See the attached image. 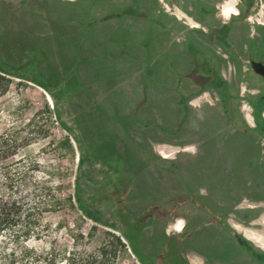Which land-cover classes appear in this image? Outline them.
Returning <instances> with one entry per match:
<instances>
[{
	"label": "rangeland",
	"instance_id": "obj_1",
	"mask_svg": "<svg viewBox=\"0 0 264 264\" xmlns=\"http://www.w3.org/2000/svg\"><path fill=\"white\" fill-rule=\"evenodd\" d=\"M152 3L167 9L157 0H0V75L8 86L0 95V196L12 194L23 203L20 218L0 233V264H43L35 262L37 256L55 257L58 264H69L71 258L75 263L143 264L123 232V203L109 186L117 180L136 183L128 191L130 199L167 206L189 222L180 241L154 222L149 232L158 249L183 245L185 254L203 259L206 246L217 264L218 255L231 247L232 238L215 226L225 211L221 198L234 186H244L257 172L250 160L264 156V127L244 125L234 112V104L251 107L254 101L247 59L249 50L264 41V26L254 23L264 21V6L245 21L242 42L232 37L225 44L199 41L213 76L212 88L204 90L212 103L203 104L199 119L184 100L161 96L185 71L175 32L190 23L177 18L172 29H162L167 23L159 19L114 16L128 6L150 10ZM216 10L203 11V33L229 21L217 17ZM235 32L242 35L243 24L236 23ZM252 33L257 39L250 38ZM217 81L227 85L217 88ZM236 83L239 93L232 98L226 90L236 96ZM144 97L146 102L138 104ZM259 100L256 108L262 110L264 98ZM89 106L87 115L82 113ZM187 114L191 121L177 134L168 131ZM162 141L191 144L197 151L178 155V163L190 164L179 181L160 177V159L152 150ZM196 162L209 166L206 176L194 173ZM6 171L12 186L5 183ZM139 244L145 264H160L154 244Z\"/></svg>",
	"mask_w": 264,
	"mask_h": 264
},
{
	"label": "flooded vegetation",
	"instance_id": "obj_2",
	"mask_svg": "<svg viewBox=\"0 0 264 264\" xmlns=\"http://www.w3.org/2000/svg\"><path fill=\"white\" fill-rule=\"evenodd\" d=\"M229 1H234L235 3L232 4L233 12L231 13H224L225 5ZM218 0L217 5L209 6V4L205 3L203 1V8L195 6L192 10H187L186 16L190 17L191 19L195 20L197 24H190V26L187 28L183 26H178V32L176 31L175 34L178 36L175 43H178V48L181 44H184L182 47V50H176L177 55L182 59L185 67V71L183 72L182 76L179 77V81L176 83L174 81L169 82V85L167 86L168 91L164 94H161V96L166 97L168 95H175L178 100H184L187 107L191 110L192 107L190 106V101L194 99L196 96H198L200 93H203L204 90L210 87L208 85L209 83L212 84L213 76L211 75V68L207 67L206 63H204L203 58V49L199 41L203 42V39L207 42H221L225 44L228 39H233V41L242 42L244 40L243 36H246L245 34V21H249L252 19V15H254L255 9L264 6V0ZM158 2V5L162 0ZM153 7L149 10V6L143 5L140 7V9H134L131 6L125 7L123 9H120L119 12H116L114 16H120L121 14L132 16L135 18H139L142 21L150 20L155 21L154 19H159L161 24L166 23L167 19L164 17L167 16L165 13H159L157 15L153 14V10H160V7H155V3H152ZM157 6V5H156ZM209 6V8H208ZM222 6V7H221ZM221 7V10H220ZM148 8V9H146ZM214 8V9H212ZM218 15H222L225 19H228L229 21H222L216 26H211L209 31L206 33H203V11H213L217 12ZM169 11V9H166ZM161 14V15H160ZM113 16V17H114ZM186 16H183L184 20L182 22L189 23L191 20L187 18ZM189 19V20H188ZM213 20H215V17H212ZM253 21V20H252ZM169 24L162 29H172V25L174 23L176 24L177 19L173 20L168 19ZM236 23L243 24V30L244 33L242 35L238 34L237 32L231 33L233 26H235ZM257 25H263L264 21H256L254 22ZM162 26V25H161ZM189 32L191 36H189ZM182 34L185 38L182 40L183 42H180ZM250 38L257 39L258 34L252 33L249 34ZM247 35V37H249ZM255 41V40H254ZM256 45V42H254ZM182 46V45H181ZM200 47V48H199ZM222 47V46H221ZM222 49V48H221ZM235 49V50H234ZM160 49L159 51H161ZM223 50V49H222ZM235 53L238 52L237 48H233ZM179 52H183V54H179ZM206 55V54H205ZM239 56V54L237 55ZM258 61L264 64V41L258 43V48H254L249 50L248 55V70L250 71L248 76L251 80L248 88L251 92V97L254 100L251 107L246 105L245 103H240L235 106L234 104V112L239 116L240 118L244 117L246 118L247 115L252 117L253 120H257L259 122L260 126L264 127V109L259 110L256 108V103H258L260 100L259 98H264V77L257 74L252 69V62ZM171 67L175 66L173 64H170ZM222 68V66H221ZM236 70V69H235ZM169 72H171L169 70ZM172 73V72H171ZM170 74V73H169ZM171 75V74H170ZM203 76L206 77V82L204 84L200 85V82L203 81ZM217 88H221L223 85H227V82L222 81L219 83L216 82ZM232 90L234 91L236 96L232 95V92L226 90L232 98H236L239 93V85L237 83L233 84ZM214 88V87H213ZM226 89H229L226 88ZM237 91V92H236ZM209 92V91H208ZM256 102V103H255ZM90 104L87 101H83L82 104ZM89 107L86 109H82V113L89 112ZM140 107H136L138 109ZM200 115L201 118H203V107L200 108ZM245 110V112H244ZM194 111V110H193ZM247 112V113H246ZM195 113V111H194ZM193 113V114H194ZM90 116V115H89ZM88 116V117H89ZM190 116L187 114L186 117H182L180 121L177 123L172 124L170 128H168L169 132H175L176 134L182 129L183 125L188 121L190 122ZM187 122V123H188ZM152 124L154 122H151ZM155 124V123H154ZM175 134V135H176ZM181 148L188 149L191 147L183 146L180 147V150L177 151L178 154L171 155V159H165L163 161H160V167L163 168V172L165 173V176L172 178V180L179 181L180 177H183L185 174V171H183V163H178V155L179 154H186L190 155L189 151H183ZM195 148L192 147L191 151L196 154L197 151L194 150ZM164 156H169L164 155ZM157 162V161H155ZM155 165H158L157 163H154ZM250 166L252 168L257 169V172L252 175L246 184L244 186H234L223 198H221V203L225 207V211L223 214L218 215V220L214 224L217 228H221L225 233H227L231 238V247L229 249L225 247V254L218 255V263L217 264H264V225L262 224H253L251 223L252 220L255 219V213H259V210L264 208V160L263 156L259 158L257 161H250ZM257 164V166H256ZM106 167L109 169V175L114 174L113 169H110L108 165ZM159 166L157 168H160ZM210 169V168H205ZM225 171V169H222ZM112 172V173H111ZM160 172V171H159ZM208 173V171H206ZM207 173L203 174V177L207 175ZM223 174V173H222ZM166 178V177H163ZM130 179V178H128ZM136 183L129 182V186L125 184V181H121V183L117 181L110 182L109 186L112 190L114 195L117 194L118 196L117 200L119 203H123L121 205V209L125 212V215L122 218V222L124 225V234H129L133 237L134 242L136 241V249H140L139 241L141 242H151L153 245V253H155V257L160 262V264H215L213 261V255L212 251L209 249L212 248H204L203 250V259L199 256L189 255L185 254L187 248L185 246H178L177 248H164V249H158V241H155L152 239V233L149 232L152 230L153 223L156 222V225H160L163 227L164 234L171 238L173 241H180L181 235L184 230L190 225L189 222L185 221L184 218H182L181 215L177 216V214H172L169 212V209H166L167 206L158 205V206H145L140 199L132 200L128 197V191L132 192V188H135ZM177 186L179 184H176ZM172 187V186H171ZM164 189V186H161V189ZM169 189V188H168ZM201 193L205 192L206 189L203 187L201 188ZM238 202L240 203L241 208H243V211L245 213H242V217L238 215H234V207L237 206ZM248 204V205H246ZM221 205V206H222ZM248 206V207H244ZM191 208L189 207L188 213L191 214ZM223 209V208H222ZM251 213L252 216H248L247 214ZM129 214V215H128ZM237 214V213H236ZM242 225L248 226L249 228H254L257 230V233L259 234V238L261 239L260 242L256 241L252 237H249L246 235L245 231H243L242 227L238 226ZM196 228V227H195ZM259 230V232H258ZM195 232L194 230H191L190 232ZM261 231V232H260ZM146 232H149L146 233ZM213 244V243H212ZM208 246H211L208 243ZM139 247V248H138ZM222 250V247H220ZM141 250H138V252ZM179 252V254H177ZM182 253V255H181ZM184 253V254H183ZM177 254V255H176ZM142 255V254H141ZM180 255V256H178ZM178 256V257H175Z\"/></svg>",
	"mask_w": 264,
	"mask_h": 264
},
{
	"label": "crops",
	"instance_id": "obj_3",
	"mask_svg": "<svg viewBox=\"0 0 264 264\" xmlns=\"http://www.w3.org/2000/svg\"><path fill=\"white\" fill-rule=\"evenodd\" d=\"M159 2L161 0H158ZM163 1V5L165 7H167L169 9V11L167 10H162L161 9V6H160V10H153V14L157 15L159 13H165L167 14V16H165L164 18L167 19L166 23L169 24L168 22V19H177V18H182L183 16H186V12H188L187 10H192L195 8V6H197L199 4L198 7H201L203 8V1L207 4H209V6H214V5H217V1L218 0H162ZM228 1V0H226ZM208 6V8H209ZM225 10L224 13L228 14V13H231L233 12L232 9L233 6L231 4V2L229 1L226 5H225ZM222 7V6H221ZM159 8V7H158ZM148 9V8H146ZM161 15V14H160ZM130 17L127 15V18ZM187 18H189L191 20V22H189L190 24H197V22L193 19H191L190 17L186 16ZM111 18V17H109ZM135 18V17H134ZM108 19V18H107ZM139 19V18H137ZM188 19V20H189ZM140 20V19H139ZM211 96H210V93L208 91H203V93H200L198 96H196L194 99H192L189 103H190V106L192 107V109L195 111V116L199 117V119L201 118V115H200V111L201 110L200 108L203 107V104L204 103H212V100L210 99ZM144 101V102H143ZM146 102V99L145 97L138 103V104H144ZM245 112V110H244ZM247 113V112H246ZM237 115V114H236ZM237 118L242 122V124L246 125L247 122H252V124L254 126H260L259 122H257V120H253L252 117H250L249 115L246 116V118L244 119V117L240 118L239 116H237ZM155 123V122H154ZM160 124V123H159ZM161 126V125H160ZM170 126H172V124L168 125V128H170ZM161 135H164L163 133ZM184 146H188V147H191V148H188V149H183L181 148L183 151H189L188 153H193V151H191L193 145L191 144H187V145H184ZM195 148V147H194ZM180 150V147L176 145V143L174 141H165V142H161V143H158L156 144L154 147H153V153H155L158 158L160 159V161H163V160H167V159H171V155L173 154H178L177 151ZM196 151V149H194ZM169 156H164V155H168ZM195 154V153H194ZM263 160H264V156H263ZM251 161V160H250ZM190 164H183V171H185V174L187 173V170L189 172L190 170V167L188 166ZM160 167V166H159ZM205 168H209L208 167H205V165L203 163H195L194 166H193V171L194 173H196V175H203L206 172ZM225 168V167H223ZM160 173L164 174L162 176H160L161 178L163 177H167L165 176V173L163 172V168H158ZM161 186H164L163 183H161ZM201 192V191H200ZM240 203L241 202H238L237 206L234 207V215H238V216H241L242 217V213H245L243 211V208H241L240 206ZM248 205V204H246ZM244 207H248V206H244ZM237 213V214H236ZM248 216H252L251 213H248L247 214ZM253 224H262L264 225V208L259 210V213H255V219L252 220ZM238 226L242 227L243 231H245L246 235H248L249 237H252L253 239H255L256 241L260 242L261 239L259 238V234L260 233H257V230L254 229V228H249L248 226H242V225H239L237 224ZM259 232V230H258ZM261 232V231H260ZM262 246H264V244H262Z\"/></svg>",
	"mask_w": 264,
	"mask_h": 264
},
{
	"label": "trees",
	"instance_id": "obj_4",
	"mask_svg": "<svg viewBox=\"0 0 264 264\" xmlns=\"http://www.w3.org/2000/svg\"><path fill=\"white\" fill-rule=\"evenodd\" d=\"M3 80H4V78L0 75V95L4 94L7 90V87H8L7 84H4L2 82ZM33 81L36 82L37 84H39L40 86H44V84L39 80L38 81L33 80ZM24 177H25V175H23V177H21V179L24 180L25 179ZM4 179H5V183H9V186H12L11 185L12 178H11V176H9L8 171H6L4 173ZM17 199L12 194H7V196L5 198L0 196V233L10 230L12 225H14L16 223V221H17L16 218H20V216L22 215V204L23 203ZM79 205H80L81 209H83V210L85 209L83 203H79ZM27 217H29V216L27 215ZM23 229H24V227H23ZM23 229H22L21 233H23V235H28L29 234L28 230H23ZM128 236L129 235L125 234V238H126L127 242H129V246L131 247L133 252L137 255L139 260L143 264H145L143 256L138 252L135 245L131 243ZM117 239L120 241V244L124 245L121 238L118 237ZM38 257L39 256H37L35 258L36 263H41L43 261V264H58L55 260L56 258L54 257V255H53L54 258H48V257L44 256L43 260L38 259ZM93 263L94 262L91 259H80L79 262L75 263V260L73 258H71V260L69 262V264H93Z\"/></svg>",
	"mask_w": 264,
	"mask_h": 264
},
{
	"label": "water",
	"instance_id": "obj_5",
	"mask_svg": "<svg viewBox=\"0 0 264 264\" xmlns=\"http://www.w3.org/2000/svg\"><path fill=\"white\" fill-rule=\"evenodd\" d=\"M111 17V15L106 16L105 18H109ZM252 69L254 72H256L257 74L261 75L264 77V64L258 61H253L252 62ZM206 82V77L203 76V81L200 82L201 84H204Z\"/></svg>",
	"mask_w": 264,
	"mask_h": 264
}]
</instances>
